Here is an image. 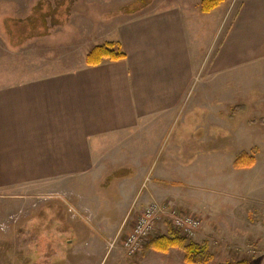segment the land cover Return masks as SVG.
Listing matches in <instances>:
<instances>
[{
	"label": "rangeland",
	"instance_id": "374dc122",
	"mask_svg": "<svg viewBox=\"0 0 264 264\" xmlns=\"http://www.w3.org/2000/svg\"><path fill=\"white\" fill-rule=\"evenodd\" d=\"M202 1L0 0V84L78 68L94 46L117 40L119 22L159 6H176L183 13L191 77L171 111L141 121L135 136L123 139L130 143L124 145L120 170L94 184V190L89 178L78 180L80 200L56 193L57 187H0V264H183L178 249L167 256L149 252L143 257L142 251L131 258L118 245L108 251L109 236L92 231L82 214L83 195L108 188L115 205L109 219L115 220L125 199H118L111 181L131 175L135 155L148 151L140 154L146 156L143 164L151 165L148 179L170 178L160 181L170 207L203 215L198 234L186 240L208 244L214 254L210 264H264V83L253 68L242 70L247 75L230 74L219 61L220 42L241 0H222L208 13L202 12ZM42 16L48 34L17 42L14 34L30 31L22 23L43 22ZM244 159L253 165L240 166ZM237 206L245 223L237 220ZM167 233L168 227L159 224L151 236ZM157 256L167 259L156 262Z\"/></svg>",
	"mask_w": 264,
	"mask_h": 264
},
{
	"label": "crops",
	"instance_id": "0c3cea01",
	"mask_svg": "<svg viewBox=\"0 0 264 264\" xmlns=\"http://www.w3.org/2000/svg\"><path fill=\"white\" fill-rule=\"evenodd\" d=\"M159 7L117 24L112 43L120 45L122 60L93 67L83 63L73 70L0 84V187H57L56 193L75 201L83 193L77 190L78 180L89 178L94 190V184L122 168L129 142L123 139L133 138L141 121L171 111L190 83L183 13L176 6ZM218 57L230 74L253 68L264 83V0H241L233 7ZM148 153L135 155L137 162L125 166L132 168L131 175L111 181L118 199H125L115 220L109 219L115 205L108 188L99 195H83L87 204L81 210L92 231L111 240L128 232L146 206L166 202L168 189L160 181L170 178L158 174L148 179L151 165L143 164L146 156L140 155ZM236 209L237 220L245 223L240 206ZM70 212L76 213L75 208L70 206ZM149 252L155 251H143V257Z\"/></svg>",
	"mask_w": 264,
	"mask_h": 264
},
{
	"label": "trees",
	"instance_id": "16d2710c",
	"mask_svg": "<svg viewBox=\"0 0 264 264\" xmlns=\"http://www.w3.org/2000/svg\"><path fill=\"white\" fill-rule=\"evenodd\" d=\"M222 0H203L201 3V10L203 13H208L215 9ZM43 22L39 19L33 18L27 20L25 24L30 31L29 33H16L15 36L17 42L25 41L33 36H45L47 35V26L43 16L41 17ZM24 22V21H23ZM42 26V27H41ZM46 26V27H45ZM18 28V27H17ZM8 31L13 34L14 31L11 30V26L8 25ZM18 31V30H17ZM125 58V54L122 52L121 47L118 43L107 42L103 45L94 46L85 57V65L89 67L98 66L104 61H118ZM238 109L235 108V111ZM240 166L245 168L253 165L251 159H244ZM238 161H236L237 164ZM178 249L183 253V263L184 264H210L214 259V254L211 252L210 247L206 243H196L193 241H188L181 237L175 230H171L168 227V233L166 235H156L151 236L146 245L143 247V251L152 250L161 254H166L170 249ZM223 264H250L248 261L239 260L233 263H223Z\"/></svg>",
	"mask_w": 264,
	"mask_h": 264
},
{
	"label": "built area",
	"instance_id": "2783aa9c",
	"mask_svg": "<svg viewBox=\"0 0 264 264\" xmlns=\"http://www.w3.org/2000/svg\"><path fill=\"white\" fill-rule=\"evenodd\" d=\"M164 224L185 239L194 238L202 227V219L195 213H181L169 203H151L142 209L131 229L109 241L110 250L118 247L127 257H135L143 251L157 225Z\"/></svg>",
	"mask_w": 264,
	"mask_h": 264
}]
</instances>
